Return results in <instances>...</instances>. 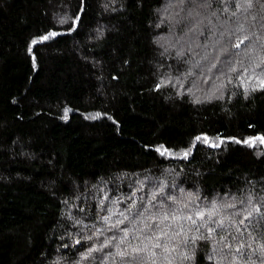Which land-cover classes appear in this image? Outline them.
<instances>
[{"label":"trees","instance_id":"obj_1","mask_svg":"<svg viewBox=\"0 0 264 264\" xmlns=\"http://www.w3.org/2000/svg\"><path fill=\"white\" fill-rule=\"evenodd\" d=\"M262 80L264 0H0V264H264Z\"/></svg>","mask_w":264,"mask_h":264},{"label":"snow or ice","instance_id":"obj_2","mask_svg":"<svg viewBox=\"0 0 264 264\" xmlns=\"http://www.w3.org/2000/svg\"><path fill=\"white\" fill-rule=\"evenodd\" d=\"M181 2H183V0H181ZM43 39H47V37H43ZM242 42H243V41H241V43H242ZM34 43H35V42H34ZM239 46H240L239 44L236 45V47H239ZM261 86L264 87V80L261 81ZM197 139H199V137H198ZM257 139H259L261 143H264V137H258ZM246 143H250V141H246ZM198 215L200 216L201 220L204 219V215H205V214H204L203 212L198 213ZM208 215L211 216L212 213H209ZM171 218H172L173 220L177 219V217H176L175 215H173ZM165 219H168V217L166 216ZM187 219H188V220H191L193 224H196V221L193 220V218H192L191 216L187 217ZM221 225H222V222H221ZM157 239H158V240H159V239H162V237H158ZM196 239H199V237H197ZM155 247H157V248H161V247H165V246H164L163 244H161V243H157V244L155 245ZM165 251H167L166 248H165ZM237 251H239V249H237ZM121 255L123 256L124 254L121 253ZM134 259H135V258H134ZM185 259H191V257L185 256Z\"/></svg>","mask_w":264,"mask_h":264},{"label":"rangeland","instance_id":"obj_3","mask_svg":"<svg viewBox=\"0 0 264 264\" xmlns=\"http://www.w3.org/2000/svg\"><path fill=\"white\" fill-rule=\"evenodd\" d=\"M169 16H170V14H168L167 16H164L163 19H164V18H167V17H169Z\"/></svg>","mask_w":264,"mask_h":264}]
</instances>
